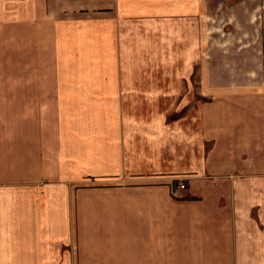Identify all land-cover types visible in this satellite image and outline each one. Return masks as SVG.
I'll list each match as a JSON object with an SVG mask.
<instances>
[{
    "label": "crops",
    "instance_id": "1",
    "mask_svg": "<svg viewBox=\"0 0 264 264\" xmlns=\"http://www.w3.org/2000/svg\"><path fill=\"white\" fill-rule=\"evenodd\" d=\"M0 264H264V0H0Z\"/></svg>",
    "mask_w": 264,
    "mask_h": 264
},
{
    "label": "built area",
    "instance_id": "2",
    "mask_svg": "<svg viewBox=\"0 0 264 264\" xmlns=\"http://www.w3.org/2000/svg\"><path fill=\"white\" fill-rule=\"evenodd\" d=\"M179 187H180V188H183L184 186L181 184V185H179Z\"/></svg>",
    "mask_w": 264,
    "mask_h": 264
}]
</instances>
